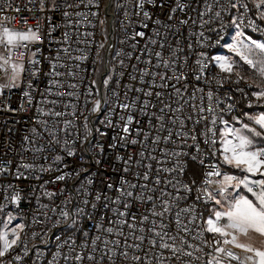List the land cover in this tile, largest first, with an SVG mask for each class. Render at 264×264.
<instances>
[{"label": "built area", "instance_id": "obj_1", "mask_svg": "<svg viewBox=\"0 0 264 264\" xmlns=\"http://www.w3.org/2000/svg\"><path fill=\"white\" fill-rule=\"evenodd\" d=\"M182 2L187 7L184 10L178 9L175 13H171V9L176 6V0H156V6L146 5L144 10L150 12L152 19L145 21L137 6L139 0H91V3L89 0H55L58 5L55 9L53 0H44L43 11L39 7L40 0L31 4L28 0H0V22L4 26L21 31L29 27H39V39L29 45L25 56L19 60L26 69L22 73L20 86L11 91L5 90L4 95L0 96V165L8 168V171L0 172V206H3L0 221L7 222L9 214L15 217L7 230L9 238L11 229L17 224H23V230L18 231L28 247L26 256L23 245L15 248L3 258V264H94L86 258L77 261L75 257L78 254L86 257L91 252V241L97 235L106 239L118 238L108 236L103 229L113 226L111 221L116 217L111 209L116 207L123 211V208L110 202H107L109 206L105 208L106 201L101 199L97 202L95 196L100 193L115 199V188L120 186L122 177L136 184L148 183L157 191L147 194L160 197L161 189L175 194L171 185L166 183L168 180L174 183H191L188 177L189 169L196 166L200 170V178L187 200L180 201L181 207L194 205L195 188L203 181L205 171L204 167L191 160V155L196 154L195 144L190 137L181 138L176 135H173L172 141L167 144L153 143L158 134L159 121L151 116V113L160 115V108L165 104L170 105L173 110L181 109L180 112L165 109L166 129L171 128L173 133L187 131L196 135V143H199L202 150L206 148L207 141L201 134L207 127H211V124L209 120L201 119L209 116V113H200L198 108L208 107L209 90H212L220 101L217 115H222L225 120L233 121V117L245 120L242 113L264 108V102L257 104L255 97L251 96V92L255 90L248 86L251 80L246 79L237 84L235 76H232L231 80L223 79L226 74L220 72L215 62L209 66L201 80H196V75L199 74L196 61L200 59V54L204 52L209 57L216 56L226 47L233 31H243L245 35L264 42V32L244 26L237 29L232 24L233 18L246 15L248 19L255 20L259 28L264 29V20L258 18L254 0H241L242 3L248 4L249 11L246 14L243 9L237 11L229 8L222 12L220 18L214 16V12L219 10V5L214 7L212 12L201 16V13L206 11L205 0ZM208 2L213 3L214 0ZM221 3L227 6V0H221ZM25 5L32 11H15L17 6L24 9ZM65 11L69 13L67 17L63 15ZM78 13H83L84 16ZM170 14L173 16L171 20L168 18ZM157 19L161 21L159 25L155 23ZM144 23H147V28L143 27ZM137 32H144L145 36H136L133 39ZM155 32L159 35L154 34ZM200 33H203V36ZM149 38L157 43L151 44ZM32 52L37 55L32 57ZM156 52L162 53L164 61H172L169 68L163 67L162 61L155 55ZM0 55L17 59L16 51L8 52L4 46H0ZM30 59H35L38 63L32 65L29 63ZM157 63L161 64L159 68L155 67ZM33 68L38 69L35 76L31 75ZM145 69L158 75L144 76V82L141 83V73ZM174 73L183 74L185 79L177 82ZM159 74H166L170 79L162 81ZM248 74V71L242 69V75ZM133 76L136 77L135 80L131 79ZM5 77V69L0 68V84L7 82L4 81ZM109 77V84L105 86L103 81ZM218 79L222 81L219 86L216 82ZM52 81L56 84H52ZM29 82L32 84L31 89L28 88ZM165 82L169 86L161 87ZM176 88L180 89L179 95L175 92ZM198 88L204 91L199 92ZM238 88L244 89L247 95L237 91ZM148 90L160 92L161 97H146L144 92ZM24 91L31 92V105L24 101ZM57 92L65 95H56ZM95 100H100L101 106L99 111L92 112ZM134 100L136 109L131 112L119 106ZM144 100H150L151 104L155 105L146 109L149 115L140 114L139 109L143 108ZM249 102L253 103L252 108L248 107ZM213 103L215 104V100ZM230 103L233 104L232 110L227 111V105ZM6 105L16 111L7 110ZM38 109L48 113L60 112L62 115H43ZM128 114L140 121L137 125L134 120L131 126L133 129L139 127L150 134L147 141H144L143 135H133L129 138L139 141L135 145L120 140L113 141L112 138L117 136L120 129L109 127L102 121L111 119L114 125H120V116ZM177 117L184 120V129H180L178 124L169 123ZM198 119L201 122L194 123ZM39 121L47 123L42 124ZM149 121L155 128L149 126ZM216 127L219 129L223 125L218 123ZM33 128L37 130L35 134L32 132ZM53 131L55 135L50 134ZM101 132L106 135L101 136ZM159 135L163 137L167 135V131L159 132ZM26 136L29 137L27 141L24 139ZM113 142L117 144L115 149L108 147ZM98 144L104 145L103 154L96 148ZM37 148L40 150L37 151ZM68 150L74 151L75 155L69 156ZM141 151L145 153L144 157L139 155ZM165 151L189 153L183 158L186 161L185 171L183 175L160 171L161 183L155 185L153 182L157 176L156 169L175 166L176 158L164 155ZM118 155L133 158L128 173L123 172L125 165L123 160L116 159ZM200 155L206 156L207 152L202 151ZM57 156H60L61 160L57 161ZM150 156L157 159L152 160ZM96 159H100L101 164L97 165ZM136 161H140V164ZM211 162L212 158H209L207 163ZM25 164H31L33 167L25 169ZM149 164L152 165L150 181L138 179L135 173L147 171L146 166ZM222 171L239 175L235 169L227 166ZM60 175H64L65 179L57 180L56 177ZM89 179H92V184L87 183ZM108 183H112L114 188L108 189ZM14 192L21 194L18 205L7 199ZM84 200H88L89 204L86 205ZM92 203L97 204L95 209L91 207ZM195 206L203 213L204 218L212 207L208 204L206 210L203 203ZM148 208L150 204L135 202L131 211L140 216L147 214L145 210ZM78 209H84V212L80 213ZM63 211L69 212V218L61 215ZM201 223L202 220L196 221L197 225ZM97 225L101 227L98 228ZM2 229L3 223H0V230ZM17 254L22 256L19 262L12 259ZM137 254L144 255L143 252ZM96 255L99 257L100 253L97 252ZM103 264L109 262L105 259ZM117 264L127 262L123 261L122 257H117ZM167 264H175V261H168Z\"/></svg>", "mask_w": 264, "mask_h": 264}, {"label": "snow or ice", "instance_id": "obj_2", "mask_svg": "<svg viewBox=\"0 0 264 264\" xmlns=\"http://www.w3.org/2000/svg\"><path fill=\"white\" fill-rule=\"evenodd\" d=\"M28 3H35V0H28ZM89 3H91V0H89ZM146 5L156 6V0H139L137 5L145 21H148L152 19V16L149 11L144 10ZM217 5H219V10L214 12L215 18H220L222 12L227 11L229 8L237 9V11L243 9L245 14L249 11L248 4L246 2L242 3L241 0H227V6L222 4L221 0H214L213 3L205 0L206 11L201 13V16L212 12ZM160 6L163 7V4ZM10 7L11 4H9ZM39 7L41 11L44 10V0H40ZM56 7L58 5L53 0V9ZM68 7H72V5H68ZM186 7L187 5L182 0H176V6L171 9V13H175L178 9L184 10ZM254 7L257 9L258 18L264 20V0H254ZM0 10H2V6H0ZM23 10L32 11L26 5L24 9L19 6L15 9L17 13ZM63 15L67 17L69 13L65 11ZM78 15L84 16L83 13H78ZM168 18L171 20L173 16L170 14ZM24 22L27 23L26 20ZM155 23L159 25L161 21L157 19ZM180 23H187V21H180ZM232 24L237 29H241L244 26L251 27L254 31L264 32V29L256 25L255 20L248 19L246 15L233 18ZM143 27L147 28V23H144ZM154 34L159 35L158 32ZM200 35L203 36V33H200ZM65 36H67V33H65ZM136 36L144 37L145 33L137 32L133 39ZM38 39L39 27L35 29L29 27L21 31L4 26L0 22V46H4L8 52L15 50L17 57L16 60H13L11 56L5 57L0 55V68L5 69V76L7 77V82L0 84V96L4 95L5 90L11 91L20 86L22 73L26 69L25 65L19 62V60L25 56V50L28 49L29 45L36 43ZM149 42L151 44L157 43L156 40L151 38H149ZM161 47H163V44H161ZM226 47L252 70L251 82L248 86L255 90L251 92V96L255 97L257 104L264 102V42L253 39L251 36L245 35L243 31L238 30L232 37V43L227 44ZM65 51L67 50L65 49ZM36 55V52L31 53L32 57ZM155 55L162 61L164 68L170 67L172 61H164L161 52H156ZM213 62L218 66L221 73L226 74L223 79L231 80L232 76H235L237 84L247 79L242 75L239 63L231 56L216 55L209 57L206 53L202 52L200 59L196 61L199 73L196 75L197 81L204 77L206 70ZM29 63L36 65L38 61L30 59ZM160 66V63L155 65L157 68ZM37 72L38 69L33 68L31 75L35 76ZM53 75H58V73H53ZM149 75L155 77L158 74L150 72L148 69L143 70L141 73V83L144 82L143 77ZM110 79L111 77L103 81L105 86L109 84ZM131 79L135 80L136 77L133 76ZM159 79L168 81L170 77L166 74H159ZM175 79L179 82L185 79V77L183 74H180L175 75ZM216 82L218 86L222 83L219 79ZM51 83L56 84L55 81ZM94 83L95 81H93ZM152 86H155V80H153ZM160 86L167 88L169 85L165 82ZM69 87L74 88L76 85H69ZM28 88H32L30 82ZM135 91L139 92L142 89H135ZM197 91L203 92L204 90L198 88ZM237 91L243 95H247L244 89L238 88ZM175 92L179 95L180 89L176 88ZM55 94L65 95V93L59 92ZM67 95H72V93H67ZM144 95L146 97L155 95L158 99L161 97L160 92L154 93L152 90L145 91ZM22 96L28 105L32 104L33 97L30 91H24ZM228 99H231V97H228ZM207 100L208 107L206 109L203 106L198 108V112L200 113L205 111L209 113V116L201 117V119L209 120L211 124V127H207L206 131L201 134L207 141V146L203 150L199 143H196V135H191L187 131L173 133L171 128L166 129L165 109L180 112V108L173 110L170 105L165 104L164 107L160 108V115L151 113V116L159 121L158 134L153 140L154 144H160L161 142L167 144L172 141L173 135H176L181 138L190 137L196 146V154L191 155V160L204 167L205 171L203 173V181L200 182L198 188H195L194 205L181 207L180 201L187 200L189 195L193 193L197 183L195 180L191 183H180L179 181L174 183L172 180H168L166 183L171 185L175 194L167 193L161 189V196L155 197L154 195L147 194L149 192L155 193L157 191L155 187H150L148 183H132L122 177L120 186L115 188V192L117 193L115 199L100 193H97L95 196L97 202L101 199L106 201L104 204L105 208L109 206L107 202L123 208V211L116 207L111 209L116 217L111 221L113 226L103 229L108 236H116L118 238L106 239L97 235L91 241V252L86 257L83 254L76 255L75 259L77 261H82L86 258L94 262V264H103V261L106 259L109 264H117V257H122L123 261L127 262V264H153V261H155V264H167L168 261H175V264H264V111L255 114L244 112L242 116L246 117L248 122H244L239 117H233L235 123L230 124L222 115H217V107L220 101L215 97V93L212 90L207 92ZM214 100L215 104L213 103ZM52 103H56V101H52ZM100 106V100H95L92 112L99 111ZM119 106L125 111L131 112L136 109V101L122 103ZM253 106L252 102L248 103L249 108ZM5 107L7 110L16 111L15 109L8 108L7 105ZM150 107H155V105L151 104L150 100H144L143 108L139 109L140 114L149 115L146 109ZM232 107L233 104L230 103L227 105L226 110L231 111ZM21 108H23V104ZM38 111L43 115H54L57 117L62 115L60 112H44L43 109H38ZM188 119H191V117H188ZM134 120L139 125L140 121L132 114L121 115L120 121L122 123L120 125H114L111 119L102 121V123H105L109 127H118L120 129L117 136L112 138L113 141L120 140L124 143L130 142L135 145L139 141L135 138L129 140L130 137L133 135H143L144 141H147L150 134L139 127L133 129L131 126ZM39 122L42 124L47 123L46 121ZM200 122L201 120L198 119L194 123L198 124ZM169 123L172 125L178 124L180 129H184L185 126L184 120L179 119V117L171 119ZM218 123L222 124L223 127L217 129L216 125ZM149 126L155 128L154 125H151V121H149ZM36 131L35 128L32 129L34 134ZM163 131H167V135L161 137L159 132ZM50 134L55 135L54 131ZM100 135L105 136L106 133L101 132ZM24 139L27 141L29 137L26 136ZM85 139H87V135ZM108 147L115 149L117 144L113 142ZM96 148L100 154H103L105 151L103 144H98ZM39 150L37 148V151ZM202 151H206L207 155L202 157L200 155ZM68 155L72 156L75 153L72 150H68ZM139 155L144 157L145 153L141 151ZM164 155L176 158L175 166L172 168L156 169L157 176L153 182L155 185L161 183L159 177L160 171L175 172L183 175L186 167V161L183 158L188 156L189 153L182 151H172L169 153L165 151ZM149 158L152 160L157 159L155 156H150ZM209 158H212L211 163H207ZM116 159L123 160L125 166L122 170L124 173H128L133 158H125L118 155ZM56 160H61V157L57 156ZM95 162L97 165L101 164L100 159H96ZM136 163L140 164V161H136ZM225 166L235 169L240 175L222 171ZM23 167L31 169L33 165L25 164ZM146 167L147 171L143 173L137 172L135 175L138 179L148 182L151 179L152 165L149 164ZM5 171H8V168L5 165H0V172ZM56 179L64 180L65 176L60 175ZM92 182V179L87 181L88 184H92ZM106 187L111 190L114 188V185L108 183ZM241 188L244 190L243 193L239 191ZM136 189L140 191H134ZM7 199L9 202L18 205L21 200V194L14 192ZM135 202L150 204V208L145 210L147 214L137 216L133 213L131 208ZM84 203L87 205L89 201L84 200ZM199 203H203L206 210L208 204L212 205L206 218L195 206V204ZM91 207L95 209L97 204L92 203ZM2 211L3 206H0V212ZM78 212L83 213L84 209H78ZM61 215L67 219L70 214L67 211H63ZM13 219L15 217L9 214L7 222L0 221V223H3V229L0 230V264H3V258L7 254L21 245L24 247V255L28 254V247L21 239L20 232L18 231V229L20 231L23 230L25 227L23 224H17L13 227L11 229V238H9L7 230ZM197 220H202V223L197 225ZM73 223H75L74 220ZM97 227L101 226L97 225ZM125 229H127V232H125ZM194 229L196 230L194 231ZM85 235L87 236V232H85ZM209 237L211 238L209 239ZM256 238L260 240L259 246L254 242ZM145 244H147V247H145ZM205 249H208V251ZM97 252L100 253L99 257L96 255ZM139 252H143L144 255L137 254ZM12 259L19 262L22 260V256L17 254Z\"/></svg>", "mask_w": 264, "mask_h": 264}, {"label": "rangeland", "instance_id": "obj_3", "mask_svg": "<svg viewBox=\"0 0 264 264\" xmlns=\"http://www.w3.org/2000/svg\"><path fill=\"white\" fill-rule=\"evenodd\" d=\"M236 31L237 30H235V31L232 32V34L230 36V39H229V42L227 44L232 43V37L235 35V32ZM253 39H256V38H253ZM217 55L231 56L233 59H235L239 63L241 69H244V70H246V71L249 72V74L248 75H245V76H246V78L248 80H251L252 70L246 64H244L242 61H240V58L238 56H236L234 53L230 52L227 49V47H225L224 49H221L218 52ZM4 81L5 82L7 81V77L4 78ZM228 121H231V120H228ZM188 177H189V180L190 181H193V180L197 181L200 178V170L196 166H191L190 169H189V175H188ZM254 242L257 244V246H259V244H260L259 238H256Z\"/></svg>", "mask_w": 264, "mask_h": 264}, {"label": "crops", "instance_id": "obj_4", "mask_svg": "<svg viewBox=\"0 0 264 264\" xmlns=\"http://www.w3.org/2000/svg\"><path fill=\"white\" fill-rule=\"evenodd\" d=\"M217 68H218V66H216ZM219 69V68H218ZM264 111V110H263ZM246 112H249V113H253V114H255V113H259V112H262V110H247ZM230 122V124H234L235 123V121H229ZM244 122H248L247 121V119H246V117H245V120H244ZM236 126H239V125H236ZM239 175H240V173H239ZM240 192H244V190L241 188L240 189ZM249 195V194H248ZM250 196V195H249Z\"/></svg>", "mask_w": 264, "mask_h": 264}, {"label": "trees", "instance_id": "obj_5", "mask_svg": "<svg viewBox=\"0 0 264 264\" xmlns=\"http://www.w3.org/2000/svg\"><path fill=\"white\" fill-rule=\"evenodd\" d=\"M262 111L264 110V108L263 109H261Z\"/></svg>", "mask_w": 264, "mask_h": 264}, {"label": "bare ground", "instance_id": "obj_6", "mask_svg": "<svg viewBox=\"0 0 264 264\" xmlns=\"http://www.w3.org/2000/svg\"><path fill=\"white\" fill-rule=\"evenodd\" d=\"M110 5H111V3H110Z\"/></svg>", "mask_w": 264, "mask_h": 264}]
</instances>
